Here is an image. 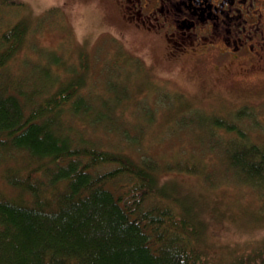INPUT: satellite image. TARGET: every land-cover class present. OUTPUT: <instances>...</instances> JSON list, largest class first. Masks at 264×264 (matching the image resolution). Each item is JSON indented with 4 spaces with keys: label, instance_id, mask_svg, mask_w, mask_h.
<instances>
[{
    "label": "trees",
    "instance_id": "16d2710c",
    "mask_svg": "<svg viewBox=\"0 0 264 264\" xmlns=\"http://www.w3.org/2000/svg\"><path fill=\"white\" fill-rule=\"evenodd\" d=\"M28 31L20 19L0 33V164L14 191L0 193V264H209L195 244L203 234L196 211L178 201L175 181L161 179L165 165L194 174L191 163L162 166L98 143L91 135L109 128L110 114L84 91L85 61L66 80L52 70L64 66L52 52L46 64L9 74ZM249 109H237L235 121ZM196 127L207 138L211 129L234 135L215 139L220 163L264 197V146L221 117ZM242 258L230 264H264V248Z\"/></svg>",
    "mask_w": 264,
    "mask_h": 264
},
{
    "label": "rangeland",
    "instance_id": "374dc122",
    "mask_svg": "<svg viewBox=\"0 0 264 264\" xmlns=\"http://www.w3.org/2000/svg\"><path fill=\"white\" fill-rule=\"evenodd\" d=\"M20 19L29 23V31L9 74L19 76L33 64H46L52 52L64 63L51 65L52 70L66 80L85 61L89 79L84 91L106 102L110 114V123L104 124L109 128L91 135L98 143L135 159L151 156L162 166L191 163L194 174L169 171L165 165L161 179L175 181V198L196 211L203 234L195 244L209 264H230L264 248V197L236 183L214 149L216 138L226 141L234 135L211 129L208 139L196 127L221 117L264 146L263 73L236 77L233 65L210 53L183 63L167 61L160 41L124 26L113 0H9L0 6V33ZM243 107L252 115L235 121L233 114ZM77 125L92 132L88 125ZM0 193H14L1 164Z\"/></svg>",
    "mask_w": 264,
    "mask_h": 264
},
{
    "label": "flooded vegetation",
    "instance_id": "af4514ba",
    "mask_svg": "<svg viewBox=\"0 0 264 264\" xmlns=\"http://www.w3.org/2000/svg\"><path fill=\"white\" fill-rule=\"evenodd\" d=\"M131 31L160 41L167 61L211 54L235 76L264 74V0H113Z\"/></svg>",
    "mask_w": 264,
    "mask_h": 264
}]
</instances>
